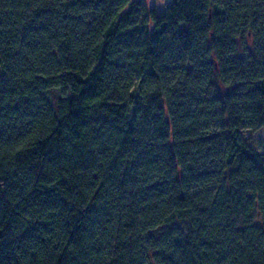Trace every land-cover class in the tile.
Here are the masks:
<instances>
[{
  "label": "trees",
  "instance_id": "obj_1",
  "mask_svg": "<svg viewBox=\"0 0 264 264\" xmlns=\"http://www.w3.org/2000/svg\"><path fill=\"white\" fill-rule=\"evenodd\" d=\"M261 128L264 0H0V264H264Z\"/></svg>",
  "mask_w": 264,
  "mask_h": 264
},
{
  "label": "rangeland",
  "instance_id": "obj_2",
  "mask_svg": "<svg viewBox=\"0 0 264 264\" xmlns=\"http://www.w3.org/2000/svg\"><path fill=\"white\" fill-rule=\"evenodd\" d=\"M146 3L150 6H154L157 13L160 14L163 12L166 5H168L171 0H145ZM57 95V91L53 92ZM244 135L249 138L252 146L258 149H264V128L258 129L256 131L247 130L244 132Z\"/></svg>",
  "mask_w": 264,
  "mask_h": 264
}]
</instances>
